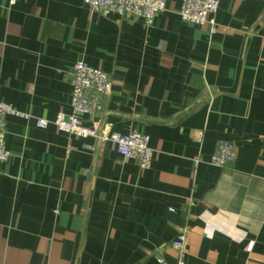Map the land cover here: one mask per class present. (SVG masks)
Here are the masks:
<instances>
[{
  "label": "crops",
  "instance_id": "crops-1",
  "mask_svg": "<svg viewBox=\"0 0 264 264\" xmlns=\"http://www.w3.org/2000/svg\"><path fill=\"white\" fill-rule=\"evenodd\" d=\"M164 1L148 25L81 0H0V99L29 115L5 117L0 264H264V0H220L214 33ZM78 60L111 80L83 124L148 135V168L52 123ZM219 139L235 147L225 166L210 163Z\"/></svg>",
  "mask_w": 264,
  "mask_h": 264
},
{
  "label": "built area",
  "instance_id": "built-area-1",
  "mask_svg": "<svg viewBox=\"0 0 264 264\" xmlns=\"http://www.w3.org/2000/svg\"><path fill=\"white\" fill-rule=\"evenodd\" d=\"M16 0H9L14 4ZM92 11H98L104 15L115 13L120 16L141 18L144 23L151 24L157 14L165 9L164 0H81ZM220 0H181L179 9L180 18L191 24H208L210 33L215 32L214 14L217 11ZM71 111L64 115L59 113L52 123L62 132L77 137H97L100 140H110L118 153L127 159H135L141 168H148L152 161V149L149 146V137L145 133L131 130L126 133L112 131L109 125L102 129L87 126L82 122V116L92 115L104 109L106 95L111 88L109 75L100 68L93 67L83 60H78L71 67ZM8 114H16L23 118L25 115L15 111L9 104L0 99V162L8 159L5 138V117ZM49 121L44 118H35V124L44 128ZM201 137V133H200ZM235 156L234 144L227 139H219L214 145L210 156V163L216 166H225ZM186 240V230H182L172 241L171 246L178 252H182ZM158 264H169L160 261ZM175 264H184L183 258Z\"/></svg>",
  "mask_w": 264,
  "mask_h": 264
}]
</instances>
